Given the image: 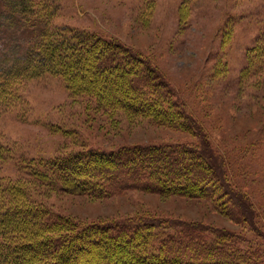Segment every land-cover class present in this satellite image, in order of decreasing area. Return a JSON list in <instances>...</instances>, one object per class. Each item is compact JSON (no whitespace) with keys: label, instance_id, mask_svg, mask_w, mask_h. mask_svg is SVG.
Segmentation results:
<instances>
[{"label":"rangeland","instance_id":"1","mask_svg":"<svg viewBox=\"0 0 264 264\" xmlns=\"http://www.w3.org/2000/svg\"><path fill=\"white\" fill-rule=\"evenodd\" d=\"M3 9L0 0V14ZM54 22L118 39L150 59L199 129L182 132L148 117L105 111L93 97L73 94L61 77L45 75L21 83L18 102L0 112V139L12 148L2 175L23 184L29 201L77 224L155 216L173 229L198 223L212 226L211 239L237 251L228 264L263 261L264 55L251 62L247 50L264 44V0H58ZM31 35L0 16V63L22 53ZM161 142L207 147L234 192L227 207L237 201L240 218L211 200L185 196L69 194L23 169L33 156ZM224 231L233 234L222 236Z\"/></svg>","mask_w":264,"mask_h":264},{"label":"trees","instance_id":"2","mask_svg":"<svg viewBox=\"0 0 264 264\" xmlns=\"http://www.w3.org/2000/svg\"><path fill=\"white\" fill-rule=\"evenodd\" d=\"M3 6L4 21L32 35L22 53L0 63V112L18 102L21 83L53 75L73 94L93 97L105 111L148 117L182 132L199 129L155 63L118 39L57 24L58 0H3ZM247 54L251 62L264 55V44L250 46ZM203 146L161 142L111 150L90 147L25 158L23 169L69 194L185 196L211 200L226 215L240 218L237 201L234 209L227 207L235 197L227 176ZM11 151L0 139V264H228L237 254L218 237L211 239L212 226L198 223H177L173 229L168 220L155 216L77 224L29 201L23 184L2 175ZM228 234L233 233L222 236Z\"/></svg>","mask_w":264,"mask_h":264}]
</instances>
